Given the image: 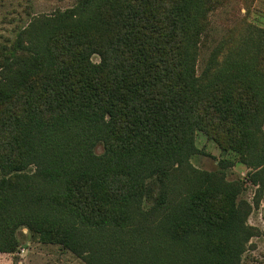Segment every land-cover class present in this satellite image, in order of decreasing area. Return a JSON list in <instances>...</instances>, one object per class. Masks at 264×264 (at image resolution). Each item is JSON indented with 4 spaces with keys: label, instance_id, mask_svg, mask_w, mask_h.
<instances>
[{
    "label": "trees",
    "instance_id": "trees-1",
    "mask_svg": "<svg viewBox=\"0 0 264 264\" xmlns=\"http://www.w3.org/2000/svg\"><path fill=\"white\" fill-rule=\"evenodd\" d=\"M228 1L75 0L12 30L0 15V251L27 225L89 264H240L235 195L190 162L202 130L264 193V26L197 71Z\"/></svg>",
    "mask_w": 264,
    "mask_h": 264
},
{
    "label": "rangeland",
    "instance_id": "rangeland-1",
    "mask_svg": "<svg viewBox=\"0 0 264 264\" xmlns=\"http://www.w3.org/2000/svg\"><path fill=\"white\" fill-rule=\"evenodd\" d=\"M75 0H0V15L16 18L6 23L7 29L15 28L20 13L27 24L37 13H49L56 9H65ZM250 6V9L247 7ZM25 9V10H23ZM249 22L264 26V0H229L224 8L211 17L208 33L202 36L197 57V71L205 70L210 57L217 49L222 61L228 50L230 39L234 41L245 34L252 33ZM1 25V24H0ZM8 33V32H6ZM224 45V46H222ZM94 60L98 56L93 57ZM197 154L190 162L199 172V179L204 185H211L218 190H226L235 195L234 203L240 207L243 226L238 242L242 243L240 264H264V193L260 195L258 185L248 179L251 168L236 153L224 152L220 144L209 138L202 130L196 132ZM103 151L102 146L96 152ZM33 166L24 170L31 172ZM211 174H214L211 178ZM4 174L0 170V180ZM160 184L156 191H160ZM144 200L145 208L151 207ZM15 236L19 246L12 252L0 251V264H89L84 258L64 248L58 243H43L39 234L27 225L17 227Z\"/></svg>",
    "mask_w": 264,
    "mask_h": 264
}]
</instances>
